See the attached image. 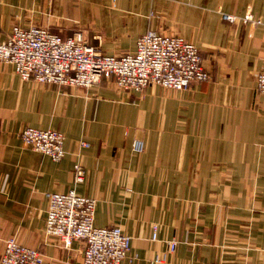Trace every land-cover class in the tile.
<instances>
[{
    "label": "crops",
    "instance_id": "1",
    "mask_svg": "<svg viewBox=\"0 0 264 264\" xmlns=\"http://www.w3.org/2000/svg\"><path fill=\"white\" fill-rule=\"evenodd\" d=\"M223 13L261 24H230ZM14 26L61 38L81 31L107 56L133 54L147 31L179 36L199 49L210 80L183 91H122L113 77L71 88L22 82L0 63V257L14 239L42 264H82L81 242L66 249L43 232L45 194L74 190L96 200L95 227L131 237L121 264H264V96L255 85L264 0H0V43ZM27 127L62 133L65 157L55 163L23 144ZM172 239L176 252L156 263Z\"/></svg>",
    "mask_w": 264,
    "mask_h": 264
},
{
    "label": "built area",
    "instance_id": "2",
    "mask_svg": "<svg viewBox=\"0 0 264 264\" xmlns=\"http://www.w3.org/2000/svg\"><path fill=\"white\" fill-rule=\"evenodd\" d=\"M221 19L230 24L250 26L261 24L253 14L242 18L223 13ZM0 63L9 65L22 82L35 81L61 87L88 89L99 84L103 77H113L122 91L142 92L148 86L183 91L192 84L208 82L199 49L179 36H164L147 31L136 42L133 54L107 56L87 45L81 31L61 38L42 27L14 26L0 43ZM255 85L264 96V72L257 74ZM23 144L55 163L66 155L65 136L53 130L27 127L19 134ZM88 147V144L82 143ZM144 142L136 139L131 144L134 154L144 152ZM74 182L84 181L85 171L76 163ZM47 209L43 226L46 238L57 237L62 246L70 248L74 242L83 244L82 264H121L131 251V237L120 226L97 228L94 225L96 200L76 194L46 193ZM150 240L156 241L158 227L151 228ZM178 242H166L167 251L156 258V263L174 254ZM137 258L133 256L132 261ZM0 264H42L38 250L20 245L14 239L5 242Z\"/></svg>",
    "mask_w": 264,
    "mask_h": 264
}]
</instances>
